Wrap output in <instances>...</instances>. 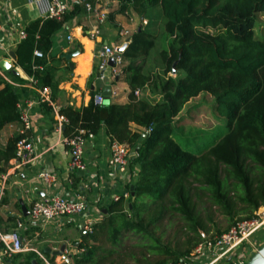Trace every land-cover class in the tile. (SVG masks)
<instances>
[{
	"label": "trees",
	"instance_id": "1",
	"mask_svg": "<svg viewBox=\"0 0 264 264\" xmlns=\"http://www.w3.org/2000/svg\"><path fill=\"white\" fill-rule=\"evenodd\" d=\"M115 1L120 8L110 14L111 19L115 14L135 13L149 20L132 35L123 54L122 73L131 89L130 101L97 105L92 100L79 109L64 108L61 114L69 120L66 136L83 128L89 139L105 128L111 142L127 144L135 153L130 161L129 197H120L106 209L93 233L83 237L87 242L79 243L83 252L75 255L73 264L107 260L96 257L97 248L90 247L88 240L108 236L116 244L123 232L154 236L150 228L167 216L178 218L179 232L188 240L176 251L163 247L169 256L149 264L177 263L209 238L210 228L199 207L204 197L209 198L210 208L217 207L233 221L210 238L264 207V34L256 31L264 0ZM80 7L62 20L38 19L25 28L15 68L5 73L13 83L0 75V134L7 125L19 122V104L28 90L14 85L24 82L16 68L50 87L53 94L58 92L53 38L82 12ZM158 13L163 17L159 32L153 30ZM36 51L43 57H37ZM137 90L147 95L138 97ZM202 93L217 96L216 112L226 119L217 134L176 127L186 105ZM19 139L11 138L0 149V163L16 158ZM37 258L30 253L24 264H33Z\"/></svg>",
	"mask_w": 264,
	"mask_h": 264
},
{
	"label": "crops",
	"instance_id": "2",
	"mask_svg": "<svg viewBox=\"0 0 264 264\" xmlns=\"http://www.w3.org/2000/svg\"><path fill=\"white\" fill-rule=\"evenodd\" d=\"M110 2H103L108 16L105 23L100 26V35L96 38H92L90 32L95 30L97 22L82 5H80L82 12L72 17L65 27L55 34L52 55L58 61L56 63L58 92L53 94L52 91L53 107L43 104L33 111L34 129L31 135L35 141L36 158L28 167L20 169L16 168L15 159L8 164L0 163V230L2 232L14 230L20 221L25 224L20 229L21 235L31 247L41 251H45L47 247L59 251L66 246L63 256L49 254L57 264H60V260L68 264L74 263V258L68 251L70 240H76L72 236V230L76 228L80 236V239L75 241L77 247L86 236L83 222L88 219L99 222L105 214L104 211L118 196L128 190L127 186L130 182V176L125 177L110 164L111 140L105 128L101 129L98 136L87 139L84 152L86 171L83 174L71 172L70 156L63 143L66 136L65 125L61 126L58 117L64 108L79 109L88 106L93 94L103 93L107 88L112 92L106 99L107 102L110 100L108 104H127L130 101L129 84L121 78L118 82H113L110 70L106 71L105 78H101L99 67L105 61L103 56L105 46H124L126 39L122 37L121 31L127 29L131 35H134L139 29L144 28L141 23L142 17L138 18L135 13L115 14L111 19L110 14L117 11L120 4L112 9ZM45 18H47V0H0V21L6 27L0 37V61H7L11 66L9 71L15 68L16 63L10 53L16 52L18 44L22 41L21 32L32 21ZM69 36L72 37L71 41L68 39ZM76 52L80 53L70 61L65 58V55ZM71 64L74 65L73 68ZM5 73L7 72L1 69L0 75L12 82ZM15 73L19 74L24 82H16L14 85L28 89L23 92V100L29 95H34V91L28 87L31 76L21 68H16ZM113 92L116 94L113 95ZM143 95L145 93L141 96ZM20 132L19 122L7 125L0 134V149H4L9 140L18 136ZM39 171L51 173L56 177V181L47 186L38 179ZM49 195H60L72 200L86 199L89 202L88 212L82 217L66 219L61 223L29 225L27 222L29 216L24 215L21 200L30 213L35 200ZM60 228L66 229L67 232L59 233ZM61 233L64 235L61 236ZM261 239L262 236L257 237L259 247L264 244ZM30 253L35 252L21 253L18 258L15 257L8 263L24 264L25 256ZM34 261L40 264L38 258Z\"/></svg>",
	"mask_w": 264,
	"mask_h": 264
},
{
	"label": "built area",
	"instance_id": "3",
	"mask_svg": "<svg viewBox=\"0 0 264 264\" xmlns=\"http://www.w3.org/2000/svg\"><path fill=\"white\" fill-rule=\"evenodd\" d=\"M104 0H96L92 3L88 0H47V18L62 20L68 15L77 5H82L87 13L93 16L97 22V27L93 32H90L92 38L100 35V26L107 19L108 11L103 6ZM142 27L149 24L147 18L142 19ZM5 24L0 21V37L5 32ZM121 35L125 38V44H131L132 35L129 30L121 31ZM26 38L25 30L21 32V39ZM68 39L71 41L72 37ZM122 45H106L103 56L105 61L99 67L101 78H105L106 71H111L113 82H118L121 78L123 68L125 66L123 54L118 53V49ZM35 55L39 58L43 57V53L36 51ZM115 58V65L111 67L109 60ZM37 68V67H36ZM1 71V68H0ZM30 90L34 91V95H29L19 104L21 111L19 123L21 124V132L18 135L20 139L17 142L16 151V168L28 167L36 158L35 141L31 135L34 129L33 111L43 104H48L53 107L52 89L43 87L35 77L29 78ZM112 93V92H111ZM116 93L113 92V95ZM136 96H141L142 92L137 90ZM95 104H105L106 97L100 92L92 98ZM59 121L62 125L69 122L68 118L63 114H59ZM88 131L80 128L74 135L65 136L63 143L66 146V152L70 156L69 168L71 172L86 171L87 165L84 160L85 145L87 142ZM110 164L117 169L125 177L131 175L130 161L134 156V152L127 144L118 141L110 143ZM38 179L42 180L47 186L52 185L56 181V177L46 171H39ZM129 197L127 190L120 197ZM89 209V202L86 199H68L60 195H49L38 198L32 203L28 217V224L32 226H43L50 223H61L70 218L82 217ZM97 222L88 219L83 222V231L85 233H93L94 226ZM22 222H18L16 229L9 232L0 230V264H7L16 255L24 252H35L40 264H57L50 256H47L43 251L30 246V243L23 239L21 228L24 226ZM264 229V207L259 208L253 217L237 221L229 230L214 238H208L199 243L188 257L182 258L177 263L171 264H224L233 261L235 264H244L246 253L252 255L259 249L257 237L260 231Z\"/></svg>",
	"mask_w": 264,
	"mask_h": 264
},
{
	"label": "rangeland",
	"instance_id": "4",
	"mask_svg": "<svg viewBox=\"0 0 264 264\" xmlns=\"http://www.w3.org/2000/svg\"><path fill=\"white\" fill-rule=\"evenodd\" d=\"M111 1V2H110ZM104 0L105 3H112V9H114L119 2L113 0ZM159 14V13H158ZM140 18V16L138 17ZM144 19V18H142ZM142 22V20H141ZM153 26V30L159 32L163 27V17L159 14L157 16V23ZM140 30V29H139ZM258 33L264 34V13L258 17V24L256 27ZM121 79L125 81V75L122 73ZM246 88L237 91L241 93ZM149 94V92L147 91ZM147 95V94H145ZM144 95V96H145ZM151 97V96H150ZM154 101L159 98L151 97ZM217 96L208 93H202L197 98L189 102L184 108L183 112L176 120V127H185V131L191 130H210L212 133H218L221 131L222 125L226 124V119L221 118L216 112L217 108ZM110 100L105 101L106 104ZM212 130V131H211ZM225 130V128H223ZM209 137L208 139H210ZM204 144V141H203ZM211 203L209 198L206 196L202 201L199 202V207L203 211L204 219L206 224L210 228L208 237L216 235L218 231H225L228 227L233 224V221L228 216L222 214L217 207L210 208ZM207 210L209 213H207ZM212 217L213 222L209 220L208 216ZM240 215L237 214L235 221L239 219ZM61 231L66 229L60 228ZM180 224L178 218L167 216L159 223L153 225L150 231L154 236L145 235V233L136 234L135 232H123L119 238V241L114 244L109 240L108 236H101L97 242H91L88 240L90 247H96V257H107L106 261H102L99 264H149L158 259L167 258L169 255L163 251V247H170L171 250H178L181 248L184 242L188 240V237L179 232ZM72 236L78 240L80 239L79 233L76 228L72 230ZM64 235L61 233V236ZM264 229L260 231L258 236H262V242H264ZM76 240H70L69 253L73 258L75 255L81 254L83 250H79L76 247ZM257 241V240H256ZM86 243L87 241H81ZM80 242V243H81ZM60 246V245H59ZM60 250V249H59ZM244 263H246L251 257L250 252L246 253ZM74 261V260H73ZM60 264H68L66 261L60 260Z\"/></svg>",
	"mask_w": 264,
	"mask_h": 264
},
{
	"label": "water",
	"instance_id": "5",
	"mask_svg": "<svg viewBox=\"0 0 264 264\" xmlns=\"http://www.w3.org/2000/svg\"><path fill=\"white\" fill-rule=\"evenodd\" d=\"M129 44H125L124 46L120 47L118 49V53L120 54H124L128 48ZM80 52H76V53H70L65 55V58H67L69 61L75 56L78 55ZM10 56L12 57V59L14 60L15 63H17L18 57L16 52L12 51L10 53ZM109 65L111 67H113L115 65V58H111L109 60ZM72 68L74 67L73 64H71ZM0 68L2 69L3 72H8L11 69V66L7 63L6 60H2L0 61ZM103 94L105 95L106 99L109 98V96L111 95V91L109 88L105 89ZM78 173L83 174V171H79ZM131 190H134V187H131ZM21 205H22V209L24 212V215L26 217L29 216V210L27 209V207L25 206V204L23 203V201L21 200ZM104 213H106V210L104 211ZM66 250V246H63L59 251H53L51 248L47 247L45 249V252L48 254H52V255H56V256H63L64 252ZM9 264V263H7ZM34 264H38L36 261H34ZM245 264H264V244H262L259 249L253 253L251 255V257L249 258V260L245 263Z\"/></svg>",
	"mask_w": 264,
	"mask_h": 264
},
{
	"label": "bare ground",
	"instance_id": "6",
	"mask_svg": "<svg viewBox=\"0 0 264 264\" xmlns=\"http://www.w3.org/2000/svg\"><path fill=\"white\" fill-rule=\"evenodd\" d=\"M89 52V51H88Z\"/></svg>",
	"mask_w": 264,
	"mask_h": 264
}]
</instances>
